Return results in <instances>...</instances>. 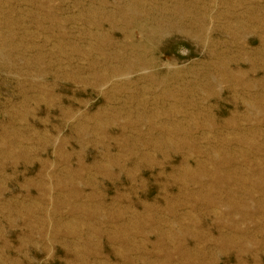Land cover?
<instances>
[{"label": "rangeland", "instance_id": "rangeland-1", "mask_svg": "<svg viewBox=\"0 0 264 264\" xmlns=\"http://www.w3.org/2000/svg\"><path fill=\"white\" fill-rule=\"evenodd\" d=\"M0 264H264V0H0Z\"/></svg>", "mask_w": 264, "mask_h": 264}]
</instances>
